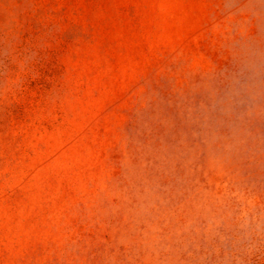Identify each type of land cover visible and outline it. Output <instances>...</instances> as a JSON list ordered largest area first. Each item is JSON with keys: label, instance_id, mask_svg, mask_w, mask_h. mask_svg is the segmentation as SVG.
I'll list each match as a JSON object with an SVG mask.
<instances>
[{"label": "rangeland", "instance_id": "obj_1", "mask_svg": "<svg viewBox=\"0 0 264 264\" xmlns=\"http://www.w3.org/2000/svg\"><path fill=\"white\" fill-rule=\"evenodd\" d=\"M0 264H264V0H0Z\"/></svg>", "mask_w": 264, "mask_h": 264}]
</instances>
